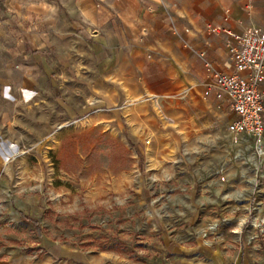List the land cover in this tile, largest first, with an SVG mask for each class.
Listing matches in <instances>:
<instances>
[{
	"label": "rangeland",
	"instance_id": "obj_1",
	"mask_svg": "<svg viewBox=\"0 0 264 264\" xmlns=\"http://www.w3.org/2000/svg\"><path fill=\"white\" fill-rule=\"evenodd\" d=\"M33 2L41 45L69 32L65 43L54 37L52 55L65 47L75 73L64 78L55 59L54 86L39 74L44 88L32 95L1 87L0 264H164L197 236L223 264H264L253 143L229 133L224 112L191 87L162 96L91 90L92 41L74 0ZM48 53L4 60V77L18 78L13 64L42 72ZM12 150L21 154L5 158Z\"/></svg>",
	"mask_w": 264,
	"mask_h": 264
},
{
	"label": "crops",
	"instance_id": "obj_2",
	"mask_svg": "<svg viewBox=\"0 0 264 264\" xmlns=\"http://www.w3.org/2000/svg\"><path fill=\"white\" fill-rule=\"evenodd\" d=\"M63 2L62 9L68 11ZM48 5V10H59L55 5ZM74 5L87 25L84 38L92 41L89 54H94V65L87 67L85 61L79 64V70L85 65L86 72L96 77L90 84L91 90L101 93L110 89L112 94L124 90L126 95L162 96L191 87L198 90L201 101L219 107L227 122L234 118L228 110V98L219 99L215 88L204 86L214 80L204 63L211 62L224 74L235 72L230 54L236 42L234 35L251 33L255 26L264 25V0H74ZM23 8L31 14L25 13ZM36 8L38 5L33 0H0V90L3 87L9 92L14 89L32 95L44 88L39 85V74L54 86L55 76L60 75L56 70L58 65L51 62L55 59L62 58L64 78L75 73V69H67L71 58L65 53V47L62 57L54 59L52 55L56 53L54 37L62 36L65 43L69 32L56 31V35L41 45L36 25L39 20L32 14ZM65 20L63 17L64 24L70 26ZM209 26L230 33L219 30L214 34L208 30ZM92 30L95 33L91 37ZM42 46L49 51L42 72L26 64H13V75L18 78L4 77L8 74L5 66H10L5 65V61L26 60ZM200 53H204V57ZM83 71H79L81 76L85 75ZM48 86L47 90H51ZM103 101L115 103V98ZM240 137L252 143L251 139ZM15 151L19 150H12L5 158ZM260 171L258 193L253 198L264 204V155L260 158ZM188 242L180 245L184 248L180 251L174 248L173 262L164 264H223V257H209L211 249L200 237H191ZM242 258L241 254L240 261Z\"/></svg>",
	"mask_w": 264,
	"mask_h": 264
},
{
	"label": "built area",
	"instance_id": "obj_3",
	"mask_svg": "<svg viewBox=\"0 0 264 264\" xmlns=\"http://www.w3.org/2000/svg\"><path fill=\"white\" fill-rule=\"evenodd\" d=\"M211 33L224 30L209 26ZM229 32L227 30H224ZM230 33V32H229ZM236 42L230 50L235 64L233 74L217 71L205 61L213 82L205 84L217 90V98H228L229 113L234 118L227 122V130L235 136L251 139L256 155H264V25H257L251 33L234 35ZM204 57V53H200ZM169 262L168 257H164Z\"/></svg>",
	"mask_w": 264,
	"mask_h": 264
},
{
	"label": "trees",
	"instance_id": "obj_4",
	"mask_svg": "<svg viewBox=\"0 0 264 264\" xmlns=\"http://www.w3.org/2000/svg\"><path fill=\"white\" fill-rule=\"evenodd\" d=\"M24 219H25L27 222L33 224V226H34L36 229H39V228H40V226H39V221H38L37 219L32 218V217H28V216H24Z\"/></svg>",
	"mask_w": 264,
	"mask_h": 264
},
{
	"label": "bare ground",
	"instance_id": "obj_5",
	"mask_svg": "<svg viewBox=\"0 0 264 264\" xmlns=\"http://www.w3.org/2000/svg\"><path fill=\"white\" fill-rule=\"evenodd\" d=\"M20 154H21V151H15V152L12 154L11 159L16 158V157L19 156ZM8 162H9V160L6 159V163H8Z\"/></svg>",
	"mask_w": 264,
	"mask_h": 264
}]
</instances>
